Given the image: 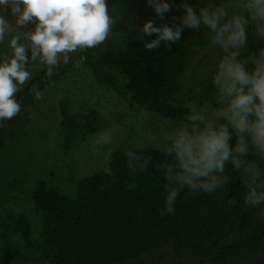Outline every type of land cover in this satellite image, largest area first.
I'll use <instances>...</instances> for the list:
<instances>
[{
	"label": "trees",
	"instance_id": "16d2710c",
	"mask_svg": "<svg viewBox=\"0 0 264 264\" xmlns=\"http://www.w3.org/2000/svg\"><path fill=\"white\" fill-rule=\"evenodd\" d=\"M165 2L172 10L162 20L155 14L154 26H172L179 23L174 17L183 15L181 0ZM184 2L199 9L226 0ZM107 3L116 23L105 43L71 54L70 63H61L51 77L39 64H29L31 78L15 97L22 111L0 126L1 152L12 136L14 122L32 114L30 110L38 102L37 93L58 94L66 90L56 98V108L42 113L54 116L51 134L49 127L47 130L53 144L49 151H53L30 162L37 172L32 184L28 186L9 177L12 174L5 176L0 172V219L7 223L0 230V264H148L150 252L158 245H170L175 254L188 251L201 264L204 258L210 259L211 264H264V219L259 216L264 205L248 207L244 203L247 189L241 173L231 164L225 170L231 180L223 189L214 193H191L184 189L177 197L175 213L160 215L166 181L162 170L155 166L171 159L165 155L168 135L163 129L172 125L170 132L174 123L185 125L193 107H218L212 95L215 72L197 70L203 57L197 64L190 62L191 45H209L207 30L185 28L181 39L172 43L170 49L161 43L157 49L148 50L144 44L155 39V34L137 31L146 21V13H155L146 0ZM130 17L134 23L122 26V19ZM194 31L198 35L191 44L186 43L184 39ZM248 33L242 59L264 47V40L255 36L251 24ZM216 53H222L217 46ZM10 54L1 50L0 60ZM71 77L73 80L67 83ZM83 85L96 91L79 102L77 89ZM42 119L39 124L45 125ZM115 122L124 128L128 138L121 137V147L111 145V156L103 167L83 177L67 174L57 180L56 160L69 157L74 146L87 143ZM131 135L135 138L130 139ZM128 150L151 156L152 162L145 172L129 174L125 156ZM248 159L264 167L257 157ZM29 204L40 216L36 238L26 228L31 224L29 214H25ZM157 212L159 220L153 221ZM201 233L208 238L199 239ZM96 234L102 240H95ZM152 236L156 239L154 248L149 240Z\"/></svg>",
	"mask_w": 264,
	"mask_h": 264
},
{
	"label": "clouds",
	"instance_id": "9594fccd",
	"mask_svg": "<svg viewBox=\"0 0 264 264\" xmlns=\"http://www.w3.org/2000/svg\"><path fill=\"white\" fill-rule=\"evenodd\" d=\"M146 2L161 20L172 10L165 0ZM180 8L183 15L174 17L179 23L157 27L149 19L137 31L155 34L144 44L155 50L161 43L170 49L185 28L207 30L210 43L223 53L212 78L218 107L211 111L193 107L187 123L166 137L165 155L171 159L155 166L166 181L160 215L175 213L184 189L191 193L223 189L231 180L225 174L229 164L242 175L247 189L244 203L264 205V167L248 159L255 156L264 162V47L241 58L250 24L255 36L264 40V0H226L199 9L181 0ZM115 23L107 0H0V45L8 37L11 53L0 60V126L22 111L15 97L31 78L29 64H39L51 77L61 63H70L71 54L104 44ZM36 95L40 98V93ZM112 143L111 131L101 132L92 151L101 155ZM107 155L110 158L111 153ZM125 156L133 176L145 172L152 162L151 156L138 151L128 150Z\"/></svg>",
	"mask_w": 264,
	"mask_h": 264
},
{
	"label": "rangeland",
	"instance_id": "374dc122",
	"mask_svg": "<svg viewBox=\"0 0 264 264\" xmlns=\"http://www.w3.org/2000/svg\"><path fill=\"white\" fill-rule=\"evenodd\" d=\"M146 21L151 19L155 20V13L149 11L145 15ZM6 19L10 21L13 20L11 16H6ZM122 26L131 25L134 23V20L130 17L129 19H122ZM32 25H29L28 28L31 29ZM198 35L197 31L191 32L190 36L188 35L184 41L188 44L192 43V38ZM8 37H6L4 44L0 45V51L5 49L7 52H10V49L7 47ZM190 50L193 52L191 57L192 65L197 64L199 59L203 57V60L199 62V66L197 70H203L205 72H216L217 64L219 61V57L222 53H216V46L209 43V45L205 47H198L196 45H191ZM221 51V50H220ZM73 76V75H72ZM72 79L68 78L67 83H69ZM195 90H198V86L195 87ZM65 89H62L58 94L46 91L40 92V98H38L37 105L34 107L32 106L30 113L32 114H25L24 119L19 118L13 124L12 136H10L8 141H5L4 148L0 152V172L6 175H10L9 177L18 178L22 183H28L27 185L30 186L34 179L37 177V172L35 168L30 165V162L35 160L37 156H48L52 153L53 150L49 151V146L53 145L51 142L52 136L51 134V127L53 123H51L52 118L54 117L52 114H42L47 112L49 108H56L57 105L55 101L56 98L60 97L62 94L65 93ZM96 89L88 88L86 85L80 86L77 89V99L79 102H83L84 99H87L89 95L94 94ZM212 95L216 98L215 90H213ZM60 94V95H59ZM200 109L211 111L212 109L208 108L207 106H202ZM72 111V107L70 108ZM82 112V110H80ZM44 116V117H43ZM149 117V116H148ZM43 118V119H42ZM40 119L44 121L45 125H40ZM138 121H135V125L138 127L140 124V118H137ZM152 119H155L152 117ZM27 123L24 124L25 121ZM57 122V120H56ZM119 122H115L109 126V128L101 130L104 131H111L113 136V145L114 148L122 146L121 137L128 138L126 135V131L122 126H118ZM37 124V125H36ZM181 123H174V128L172 131L169 132V129L173 127L172 125L168 124V127L163 129L162 132L169 135V133L176 130V128H180L183 125ZM49 127V130H48ZM142 127V126H141ZM48 132L50 133H47ZM100 132V133H101ZM124 133V134H122ZM98 135H95L91 138L90 141H86L87 143H81L77 146H74L72 149L71 154L69 157L61 156L58 160H56V169H57V180H60L62 177L68 175H74L75 177H83L89 175L95 171L100 170L103 165L105 164L108 153L111 151V145L106 146L102 149L101 155H97L92 151L93 142ZM135 138L130 136V139ZM48 146V148H47ZM44 147V149H43ZM42 149V150H41ZM47 166H50L48 164ZM12 177V178H13ZM28 194V193H27ZM33 213V214H30ZM26 215L29 214V220L31 221L30 225H27L26 228L29 229V234H32L33 238L38 236L39 232V222L40 216L34 212L32 208H27ZM259 216L263 217L264 219V210L259 213ZM159 214L155 215L153 221L159 220ZM107 226L109 223H106ZM7 226V223H4L3 219H0V230L4 229ZM115 226H112V231H114ZM24 230V228H23ZM153 235L154 233L151 232ZM209 235L205 233H201L199 239L201 238H208ZM31 237V238H32ZM95 240H102L99 235H94ZM162 238V236H161ZM163 239V238H162ZM152 248H154L156 244V239L154 236L149 239ZM169 241H167L168 243ZM89 244V243H88ZM200 247V245H198ZM202 247V245H201ZM182 248V246H181ZM182 252V251H181ZM150 259L151 262L148 264H201L197 256L189 254V252H183L181 254H175L171 251V246H165L163 248L156 246L152 252H150ZM210 260V259H209ZM208 258H204L202 260V264H211ZM132 264V263H131Z\"/></svg>",
	"mask_w": 264,
	"mask_h": 264
}]
</instances>
